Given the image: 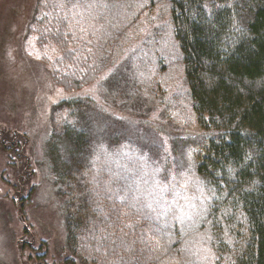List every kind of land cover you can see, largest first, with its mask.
<instances>
[{"label": "trees", "instance_id": "1", "mask_svg": "<svg viewBox=\"0 0 264 264\" xmlns=\"http://www.w3.org/2000/svg\"><path fill=\"white\" fill-rule=\"evenodd\" d=\"M111 2L127 11V23L104 41L100 51L86 54L73 48L69 17L58 4L52 0L32 3L30 33L40 48L52 46L57 50L51 69L54 84L65 93L75 94L96 83L119 56V48L140 38L138 23L154 18L152 7L164 11L176 45V61L190 94L191 114L201 135L188 158L193 172L216 197L198 229L210 227L211 246L218 255L216 264H264V0ZM167 49L156 50L159 61L168 59ZM169 66L160 64L159 72ZM77 99L69 106L73 109L71 121L53 118L49 144L48 158L54 182L64 198L67 230L58 244L57 261L189 264L176 256L181 255L192 231L164 228L152 218L131 217L112 206L115 203L94 174V150L91 158L87 133L78 138L75 126L69 125L83 118L77 104L81 100ZM122 107L132 116L147 114L129 99L122 101ZM25 137L0 121V148L7 158L17 147L15 158L19 157L10 160L18 164L19 171L14 169L10 180L13 193L6 196L23 205L37 185L33 181L30 193H23L28 181L25 175L36 173L31 159L20 160L26 157ZM59 138L66 144L71 141L69 152H59ZM19 244L24 261L52 264L47 242L43 251L35 249L33 243Z\"/></svg>", "mask_w": 264, "mask_h": 264}, {"label": "rangeland", "instance_id": "2", "mask_svg": "<svg viewBox=\"0 0 264 264\" xmlns=\"http://www.w3.org/2000/svg\"><path fill=\"white\" fill-rule=\"evenodd\" d=\"M52 1L69 17L73 48L80 54L100 51L104 41L127 23V11L111 0ZM34 2L0 0V121L26 136V157L20 160L31 159L37 173L25 175L23 193H30L32 182L37 183L28 203L7 198L13 193L10 180L18 164L10 160L17 147L7 158L0 148V264H31L23 259L19 243L24 241L40 251L47 242L51 263L61 264L56 255L66 237L65 203L53 179L49 144L53 118L71 121L69 106L77 97L83 118L69 125L75 126L78 138L87 133L91 158L94 150V174L115 203L112 206L131 217L152 218L164 228L192 231L176 259L216 264L210 227L198 229L216 197L193 172L188 158L201 135L165 12L153 6L154 18L138 23L140 38L119 48V56L96 83L68 94L51 78L56 47L40 48L30 33ZM165 47L168 59L159 61L156 50ZM166 63L170 66L159 72L160 64ZM128 99L147 114L132 116L124 111L122 101ZM71 144L59 138L57 149L69 152ZM21 169L27 171L26 166Z\"/></svg>", "mask_w": 264, "mask_h": 264}]
</instances>
